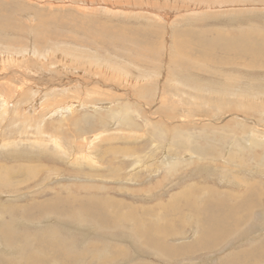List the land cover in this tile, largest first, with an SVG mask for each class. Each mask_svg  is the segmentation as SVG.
<instances>
[{"label": "rangeland", "instance_id": "obj_1", "mask_svg": "<svg viewBox=\"0 0 264 264\" xmlns=\"http://www.w3.org/2000/svg\"><path fill=\"white\" fill-rule=\"evenodd\" d=\"M37 90L47 96L24 108ZM25 109L20 141L14 116ZM0 123L4 143L16 144L0 148V261H9L0 264H67L111 243L110 264H229L264 241V0H0ZM245 191L256 199L251 223L200 251L215 220L207 197L230 216ZM90 198L154 212L146 222L172 217L186 234L169 241L179 251L142 255L128 230L63 216ZM45 201L43 222L16 224L20 208ZM67 233L76 253L62 261L45 239ZM188 241L186 253L178 244ZM99 254L93 264H104Z\"/></svg>", "mask_w": 264, "mask_h": 264}, {"label": "bare ground", "instance_id": "obj_2", "mask_svg": "<svg viewBox=\"0 0 264 264\" xmlns=\"http://www.w3.org/2000/svg\"><path fill=\"white\" fill-rule=\"evenodd\" d=\"M216 8V7H215ZM213 8V9H215ZM7 52V51H6ZM4 53V52H3ZM10 53V52H9ZM35 53V52H34ZM32 54V52H31ZM61 54V53H60ZM64 53H62L63 55ZM2 55V54H1ZM5 55V54H4ZM42 55V54H41ZM60 55V58L61 56ZM65 55V54H64ZM67 55V54H66ZM65 55V56H66ZM7 56V55H6ZM48 56V55H47ZM46 56V57H47ZM52 56V55H51ZM2 57V56H1ZM4 57V56H3ZM42 57V56H41ZM75 57V55H74ZM8 58V56H7ZM6 58V59H7ZM33 58V57H32ZM35 58V57H34ZM36 58H38L36 56ZM48 58H50L48 56ZM65 58V57H63ZM4 59V58H3ZM17 60V59H16ZM41 60V58H40ZM44 60V59H43ZM68 60V59H67ZM21 61H25V60H21ZM5 62V61H4ZM8 62V61H7ZM43 61H41L40 63H42ZM45 62V61H44ZM48 62V61H47ZM57 62V61H56ZM66 62V61H65ZM3 63V62H2ZM19 63V62H18ZM77 63V62H76ZM13 64V63H12ZM15 64V63H14ZM50 64V63H48ZM67 64V63H66ZM78 64V63H77ZM76 64V65H77ZM8 65V63L6 64ZM40 65V64H39ZM45 64H43L44 66ZM52 65V63H51ZM58 65V64H57ZM75 65V64H74ZM17 66V65H16ZM41 66V65H40ZM14 67V66H13ZM12 67V68H13ZM38 67V66H37ZM42 67V66H41ZM58 67V66H57ZM106 67V65H105ZM21 68V67H19ZM24 68V67H23ZM7 70V69H6ZM14 71V70H13ZM46 71H52L50 70H46ZM18 73V72H17ZM5 74V73H4ZM21 74V73H20ZM23 74V73H22ZM118 74V73H117ZM121 74V73H120ZM6 75V74H5ZM11 75V74H10ZM56 76H59L57 74H55ZM22 76V75H21ZM71 76V75H70ZM114 76V74H113ZM124 76V74L121 75ZM119 77V76H118ZM55 80V79H54ZM5 81V80H4ZM120 81V80H119ZM124 81V79H123ZM141 81V80H140ZM135 82V81H134ZM142 82V81H141ZM143 85V84H142ZM140 87V86H139ZM143 88V87H142ZM225 89H223L222 91L226 90L227 88L224 87ZM26 89V88H25ZM105 89V88H104ZM145 89V88H143ZM198 89V88H196ZM220 89V87H219ZM263 90V89H262ZM117 92V91H116ZM32 91H28V96L30 98L29 100V104L24 106V108L30 107L33 108L35 107V109L37 108L36 106H38V104L41 102V98L47 96L44 94L39 93V91H35V93L38 95L36 96H32ZM34 93V94H35ZM44 93V92H43ZM121 93V92H120ZM119 93V94H120ZM212 93H219L221 95H224L221 93V91H217L214 88H210V94ZM32 96H30V95ZM129 94V93H128ZM181 94V93H180ZM126 95V94H125ZM124 95V96H125ZM127 96V95H126ZM248 97V96H247ZM243 98V96L241 97ZM249 98V97H248ZM245 99V98H243ZM203 101V100H202ZM246 101V100H245ZM256 101V100H255ZM43 103V102H42ZM137 103V102H136ZM240 103V102H238ZM44 104V103H43ZM218 107L221 106V103H217L216 104ZM201 106V105H200ZM199 106V107H200ZM44 107V106H42ZM90 107V106H89ZM40 108V107H39ZM75 106L71 103V104H67L66 106H54L52 108L51 111H45L43 115H50V116H55L57 114H61L64 112H72L74 110ZM44 109V108H43ZM46 109V108H45ZM122 109V108H121ZM126 112H130V110L125 107L124 109ZM220 109H217V111H219ZM18 111V110H17ZM20 111V110H19ZM33 111V110H32ZM37 111V110H36ZM41 111V108L39 110V112ZM150 111V110H149ZM35 112V111H34ZM25 114L23 113H16L14 116V120H15V128L17 129V133L16 136L20 141H22L21 139V134L19 129L21 127H17L16 122L19 121H30L32 120L31 117L32 115H28L27 114V110L25 109ZM180 113V112H179ZM36 114V112H35ZM38 114V112H37ZM36 116V115H35ZM183 116V115H182ZM24 118V119H23ZM187 118V117H186ZM42 119V118H41ZM184 119V118H183ZM202 119V118H201ZM195 120V119H194ZM5 123V122H4ZM3 123V124H4ZM21 123V122H20ZM18 123V124H20ZM1 124V123H0ZM23 124V123H22ZM126 124L127 126L131 125L130 122V117L127 116L126 117ZM187 124V123H186ZM257 124V123H256ZM27 125V124H25ZM198 125V124H197ZM20 126V125H19ZM26 127V126H25ZM43 127V126H42ZM29 128V125H28ZM41 128V127H40ZM27 129V127H26ZM31 130V129H30ZM33 130V129H32ZM36 130V129H35ZM45 130V129H44ZM37 132L41 133L38 130L37 127ZM35 137V136H34ZM40 137V136H39ZM42 137V136H41ZM32 138V136H31ZM36 139V138H35ZM40 139V138H39ZM78 139V138H77ZM5 138H2V135L0 134V148H10V147H14L16 144L15 143H9V142H5L4 143ZM25 140V139H24ZM32 141V140H31ZM35 141V140H34ZM39 141V140H38ZM26 142V141H25ZM251 142V141H250ZM256 142V140H255ZM41 143V142H39ZM23 144V143H22ZM255 144V143H254ZM39 145V144H37ZM36 145V146H37ZM31 146V145H30ZM41 147V146H40ZM252 147V146H251ZM36 148V147H35ZM39 148V147H38ZM43 149V148H42ZM31 150V148H30ZM46 150V149H45ZM44 150V151H45ZM32 151V150H31ZM42 151V150H40ZM73 163V162H72ZM38 165V164H37ZM44 166V165H43ZM117 176H115L116 178ZM121 177V176H120ZM123 177V176H122ZM44 178V177H43ZM93 178V177H92ZM119 179V178H118ZM107 184V183H106ZM103 185V184H102ZM47 186V185H46ZM67 186V185H66ZM54 187V186H53ZM61 187V186H60ZM262 187V186H261ZM52 188V187H50ZM62 188V187H61ZM260 188V187H259ZM64 189V188H63ZM62 189V190H63ZM103 189V188H102ZM101 189V190H102ZM261 189V188H260ZM40 190V189H39ZM56 191V189H55ZM90 191V190H89ZM246 192V191H245ZM243 192L241 195L237 196V201L234 205L230 206L229 208L233 207L232 209L236 212V213H229L230 216L226 215V214H222L221 213H215L214 210L220 208V207H227L228 203L221 201V202H216L214 201V198L212 196H208L207 197V203L204 207H206L209 211H210V216L211 218L215 219L214 221H212L211 223H209L208 227L206 228V230L204 231L203 234V238L202 241L200 242L199 246L197 247L200 251L203 250H210L216 246L219 245V243L221 242H225L227 240H232L233 238H235L236 236H238V234H240L243 230V228L247 225H249L251 222L249 221V219L251 218V216L253 215L254 212V208H255V197L252 193H248V192ZM133 193V192H132ZM39 194V193H38ZM54 194V193H53ZM60 194V192H59ZM109 194V193H108ZM58 196V194H55V196ZM61 195V194H60ZM71 195V194H70ZM257 195V193H256ZM259 195V194H258ZM64 196V195H63ZM259 195V199H260ZM66 197V196H64ZM71 197H73L71 195ZM86 197V196H85ZM46 198V196H45ZM62 198V197H61ZM100 198H102V196H100ZM92 200V203L90 205H86V204H82V203H78L80 205V208L74 211H70L67 214H65V212H63V216L67 217L71 220L77 219L78 220H82L84 222H87L88 224H96V227H93L94 229L100 228V229H104V230H111V229H117L118 231H126L128 230V232H130L131 235L134 236L135 238V243L136 246L135 248L143 254H146L145 252H148L147 254L151 257H157V258H172L176 252H178L179 250L177 249V246H175L172 243H169L170 240L175 239L176 237H182L185 236L186 234L183 233L179 227H177V225L173 222L172 217H170V219L168 217H164L163 219H158L157 218V222H153L151 219L146 222V216H151L152 217H156L154 212H149L143 208L140 207H136V205L132 206L130 205V203H124V202H117L114 200H101L99 198H90ZM33 200V199H32ZM109 201V202H108ZM32 202V201H31ZM37 202H35V204H31L26 206V207H22L20 208V210L18 209H14V210H7V207H2L4 212H9L11 213L12 211L14 212L15 210L21 211L22 212V216L21 219H16L17 223H22L25 220H29L28 218H33L36 219L37 222H43V219L40 215L41 212V207H45L47 205V201L42 202V204H36ZM133 204V203H131ZM105 205H110V208H112V211H109L108 209H105ZM130 205V206H129ZM261 205V202H260ZM103 206V207H102ZM123 207L129 206L127 207L125 212L123 210ZM243 207H246L245 209ZM122 208V209H121ZM256 209V208H255ZM123 210V211H122ZM196 210V209H195ZM263 210V209H262ZM19 212V213H21ZM81 213V214H80ZM160 213V212H159ZM42 214V213H41ZM44 215H46L45 213H43ZM11 215V214H10ZM17 214H13L14 218L16 217ZM12 216V215H11ZM1 217V214H0ZM19 217V216H18ZM4 218V217H3ZM1 217V219H3ZM6 218V217H5ZM68 219V220H69ZM169 219V222L167 221ZM217 219H221L219 220L217 223L216 220ZM6 220V219H5ZM264 220V218H263ZM262 220V221H263ZM3 221V220H1ZM261 221V220H260ZM35 222V221H34ZM46 222V221H45ZM68 222V221H66ZM7 223V222H6ZM5 223V224H6ZM142 224V225H141ZM7 225V224H6ZM9 225V224H8ZM39 225V224H38ZM212 226V229L210 230ZM91 228V227H89ZM210 230V233H209ZM263 231V230H262ZM261 232V231H260ZM11 232H8L7 234H9ZM38 233V232H37ZM40 233V232H39ZM256 233V232H255ZM254 233V234H255ZM13 234V233H12ZM44 235V233H43ZM260 235V234H259ZM262 235V234H261ZM260 235V236H261ZM46 236V235H45ZM11 237V236H9ZM36 237V234H35ZM34 237V238H35ZM76 236H73L71 234L67 235H57L55 238L48 240L45 239V241L52 247H55L56 249V253L59 256V258L62 261H66L68 260V256L69 255H74L76 252L71 251L69 248L68 243L70 244H74L75 246H77L76 244ZM33 238L34 242H38V241H44V238L40 235L38 236L35 240ZM132 238V237H131ZM248 238V237H247ZM258 238V237H257ZM4 240V239H3ZM134 241V240H133ZM68 242V243H67ZM179 247L181 249H185V252H189V250L191 249V245L190 242L188 241L187 243H182V244H178ZM189 245V246H187ZM96 248V249H95ZM5 250V249H3ZM100 252L99 256L103 257V261L104 264H110L111 262L115 261L118 257H119V249H117L116 247L113 246V244H109V245H104V246H99L97 244H94V248L92 249V251L88 252L85 256L77 259V260H73V257L69 259V263L67 264H82L81 262H86L85 264H93V260L94 257L91 255V253L93 252L95 254V252ZM6 253H8L9 255H13L14 251L12 253H9L7 250H5ZM8 257V255H7ZM73 260V261H72ZM2 261H6L7 263H9V261L7 259L5 260H1L0 263ZM259 261L258 264H260L262 261H264V241H262L261 243H259L256 246H253L251 248H246L244 250H239V251H235L233 254V258L232 260L229 262V264H255Z\"/></svg>", "mask_w": 264, "mask_h": 264}]
</instances>
